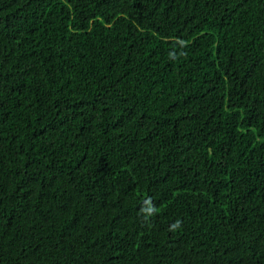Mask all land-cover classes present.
Masks as SVG:
<instances>
[{
    "label": "trees",
    "instance_id": "16d2710c",
    "mask_svg": "<svg viewBox=\"0 0 264 264\" xmlns=\"http://www.w3.org/2000/svg\"><path fill=\"white\" fill-rule=\"evenodd\" d=\"M0 264H264V0H0Z\"/></svg>",
    "mask_w": 264,
    "mask_h": 264
}]
</instances>
